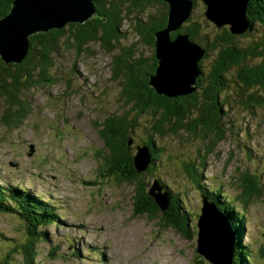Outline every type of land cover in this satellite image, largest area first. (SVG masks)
I'll return each instance as SVG.
<instances>
[{"label": "rangeland", "instance_id": "1", "mask_svg": "<svg viewBox=\"0 0 264 264\" xmlns=\"http://www.w3.org/2000/svg\"><path fill=\"white\" fill-rule=\"evenodd\" d=\"M158 10V6L150 8L154 15ZM204 12L203 3L194 8L193 19L200 21L202 30L208 29ZM146 13L134 16L145 18ZM136 20L125 19L123 28L129 37L123 44L129 45L138 37L134 31ZM263 35L264 25L256 23L250 36L239 37L236 45L242 48L259 42ZM116 52L109 53L96 43L82 51L61 47L53 57L52 75L57 82L38 81L23 89L20 97L29 103L31 111L17 127L4 122L2 116L11 108L0 94V184L29 190L45 203L55 204V213L60 214L59 222L44 228L50 240L37 242L33 264L194 261L198 235L189 240L173 228L158 225L157 219L135 216L133 187L108 174L104 140L95 124L128 108L122 97L123 79L113 74ZM214 57L212 53L204 61L207 74ZM248 57L250 65L262 60ZM222 77L225 89L220 101L224 114L219 124L225 131L224 139L207 155V142L190 139L188 133L164 137L150 133L162 150L155 174L148 180L151 183L160 179L184 201L185 212L196 230L205 188L214 194L221 192L224 200L234 203L235 210L244 214L241 239L247 249L246 264H264V87L248 89L236 67ZM255 94L258 102L250 100ZM152 118L151 114L138 117V142L147 137L150 129L145 124ZM184 162L193 165L188 167ZM250 177L263 190L245 205L241 187ZM26 232L18 215L0 213V264H26L19 247L28 241Z\"/></svg>", "mask_w": 264, "mask_h": 264}, {"label": "trees", "instance_id": "2", "mask_svg": "<svg viewBox=\"0 0 264 264\" xmlns=\"http://www.w3.org/2000/svg\"><path fill=\"white\" fill-rule=\"evenodd\" d=\"M13 0H0V18L9 13ZM97 14L84 23L70 22L62 28H52L29 37L30 46L25 59L20 63H7L0 54V94L10 103L2 118L5 123L14 127L19 126L26 115L31 111L29 103L21 99L23 89L34 86L38 81L55 84L56 77L52 75L55 67L54 55L63 48H76L82 51L91 43L99 44L103 50L116 52L113 57L114 77L122 78L123 92L128 108L122 112L115 111L108 115L101 123L95 124L100 136L104 140L103 156L108 174L119 182L133 187V208L135 216H146L152 221H159L158 225L173 228L185 238L192 240L198 235V228L190 222L189 214L185 212L184 201L172 193L169 187L160 179L148 180L154 176L157 167L158 153L162 148L151 139L155 133L159 137L168 134L178 135L188 133L190 139H201L207 142L205 153L208 155L216 143L225 137V131L219 124L220 116L224 114L223 103L220 101L225 84L222 75L231 67L237 68L240 79L249 89L264 87V35L259 42L244 45L239 48L238 38H247L256 23L264 25V0H250L247 16L251 22V29L244 34L234 35L229 26L218 27L205 15L208 29L202 30L200 21H195L194 11L180 29L171 32V38L177 34L188 32L190 39L206 48V52L199 61V65L214 53L212 70L205 76H198L197 88L187 95L175 97L159 94L151 85V75H154L158 66L156 54V32L168 24L169 3L165 0H94ZM204 0H194L195 8ZM159 8L154 15L150 8ZM146 13L145 18L134 16L135 13ZM136 18L134 31L138 36H148L149 42L155 47L154 64H146L143 55L135 56V48L131 44H123L128 40L124 30L125 19ZM212 26L214 30L210 29ZM122 40V42H121ZM80 53V52H79ZM261 57L262 60L249 64V57ZM135 57V58H133ZM157 59V60H156ZM217 85L215 84V79ZM259 97L250 96L251 101H259ZM13 107L15 109L13 110ZM142 114L153 115L148 121L150 131L147 137L138 142L136 128L137 121ZM153 131V132H152ZM149 135V138H148ZM138 145H147L151 153V162L147 169L139 170L136 166ZM103 151V152H104ZM185 166L192 167L193 162H184ZM162 187V193L170 198L169 205L162 206L161 202L151 194L152 183ZM204 187V185H200ZM156 189V188H155ZM207 190L209 199L216 202L219 209L227 217L232 228L236 231V246L233 264H246L247 249L242 244L244 228V214L236 211L234 203L224 200L221 192L212 193ZM241 199L247 205L251 198L259 196L263 187L257 184L253 177L243 181ZM0 213L18 215L26 227L28 241L20 245L26 264L34 263L35 246L39 240H50L47 225L59 222V214L55 213V206L47 204L29 190L20 186L0 184ZM191 216V215H190ZM242 219V220H241ZM161 223V224H160ZM198 239V238H197ZM196 254L192 264H213L204 254L195 248Z\"/></svg>", "mask_w": 264, "mask_h": 264}, {"label": "water", "instance_id": "3", "mask_svg": "<svg viewBox=\"0 0 264 264\" xmlns=\"http://www.w3.org/2000/svg\"><path fill=\"white\" fill-rule=\"evenodd\" d=\"M165 1L169 3L168 24L155 33L158 66L150 83L159 94L187 95L197 88V78L202 74L199 61L206 48L192 41L188 32L177 34L174 39L170 35L190 18L194 0ZM249 1L204 0L205 15L218 27L227 25L232 34L241 35L251 29L247 16ZM96 14L94 0H13L9 13L0 18V54L7 63H20L28 54L31 35L62 28L70 22L84 23ZM31 151L33 154V145ZM150 162L149 147L139 146L136 166L145 170ZM156 184L151 194L163 207L168 206L170 198ZM197 226L199 252L213 264H233L236 231L227 215L205 193Z\"/></svg>", "mask_w": 264, "mask_h": 264}, {"label": "flooded vegetation", "instance_id": "4", "mask_svg": "<svg viewBox=\"0 0 264 264\" xmlns=\"http://www.w3.org/2000/svg\"><path fill=\"white\" fill-rule=\"evenodd\" d=\"M175 38V36L173 37V39ZM149 42V37L148 36H138L136 38V40L134 42L131 43L130 46H133L135 48V56L137 57H141V55H143V58L144 60L146 61L145 63L148 64V63H152L153 64L155 63L154 62V52H155V47L151 44H148ZM135 58V57H133ZM157 60V59H156ZM158 62V61H157ZM150 65V64H148ZM200 67H201V70H202V75L201 76H205L206 75V70H205V65H204V61L200 64ZM216 80L215 79V84L213 85H217L216 84ZM139 146H143V145H138L136 148H138ZM206 147H207V144H206ZM242 188V187H241ZM243 189H242V193H243ZM207 195V193H205ZM208 197H211V196H208Z\"/></svg>", "mask_w": 264, "mask_h": 264}, {"label": "bare ground", "instance_id": "5", "mask_svg": "<svg viewBox=\"0 0 264 264\" xmlns=\"http://www.w3.org/2000/svg\"><path fill=\"white\" fill-rule=\"evenodd\" d=\"M242 220V219H241ZM216 258V257H215Z\"/></svg>", "mask_w": 264, "mask_h": 264}]
</instances>
